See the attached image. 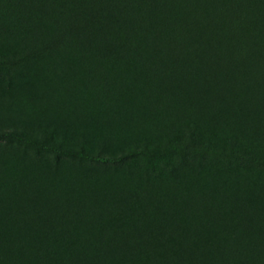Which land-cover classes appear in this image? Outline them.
I'll return each mask as SVG.
<instances>
[{
    "label": "rangeland",
    "instance_id": "obj_1",
    "mask_svg": "<svg viewBox=\"0 0 264 264\" xmlns=\"http://www.w3.org/2000/svg\"><path fill=\"white\" fill-rule=\"evenodd\" d=\"M119 1L0 0V264H264V0Z\"/></svg>",
    "mask_w": 264,
    "mask_h": 264
},
{
    "label": "trees",
    "instance_id": "obj_2",
    "mask_svg": "<svg viewBox=\"0 0 264 264\" xmlns=\"http://www.w3.org/2000/svg\"><path fill=\"white\" fill-rule=\"evenodd\" d=\"M138 1H140V0H121V1H119L120 3L122 2V3H126V4H129V3H138ZM169 1H172V2H174V1H176V0H169ZM173 145H170L169 146V149H172V151L170 152V154H173V153H175V151L177 150H179V152H180V154L182 153L183 155L185 154V152L186 151H184L183 149H182V147L181 148H177V147H175V146H173ZM233 150V149H232ZM223 152H225V150H223ZM98 159H100V160H104V161H113L114 159L113 158H110V157H97ZM246 158V159H245ZM243 159L244 160H252L253 161V159L251 158V155H245V156H243Z\"/></svg>",
    "mask_w": 264,
    "mask_h": 264
}]
</instances>
